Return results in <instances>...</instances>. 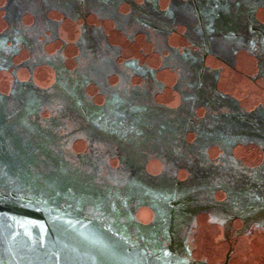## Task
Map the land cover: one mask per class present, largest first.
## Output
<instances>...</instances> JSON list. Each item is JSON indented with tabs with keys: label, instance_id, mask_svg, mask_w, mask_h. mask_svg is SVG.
<instances>
[{
	"label": "flooded vegetation",
	"instance_id": "flooded-vegetation-1",
	"mask_svg": "<svg viewBox=\"0 0 264 264\" xmlns=\"http://www.w3.org/2000/svg\"><path fill=\"white\" fill-rule=\"evenodd\" d=\"M3 196L236 264L264 233V0H0Z\"/></svg>",
	"mask_w": 264,
	"mask_h": 264
},
{
	"label": "water",
	"instance_id": "water-1",
	"mask_svg": "<svg viewBox=\"0 0 264 264\" xmlns=\"http://www.w3.org/2000/svg\"><path fill=\"white\" fill-rule=\"evenodd\" d=\"M121 244L94 220L56 202L0 198V264H210Z\"/></svg>",
	"mask_w": 264,
	"mask_h": 264
},
{
	"label": "rangeland",
	"instance_id": "rangeland-1",
	"mask_svg": "<svg viewBox=\"0 0 264 264\" xmlns=\"http://www.w3.org/2000/svg\"><path fill=\"white\" fill-rule=\"evenodd\" d=\"M209 237V235L203 236L202 239L201 236L202 252H208L211 247H214L213 240L209 241ZM233 263L264 264V233L240 237L234 251Z\"/></svg>",
	"mask_w": 264,
	"mask_h": 264
}]
</instances>
